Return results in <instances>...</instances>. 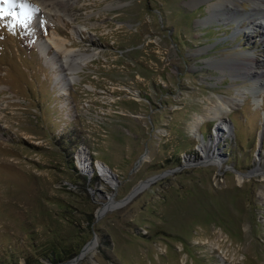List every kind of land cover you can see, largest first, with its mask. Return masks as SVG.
Returning <instances> with one entry per match:
<instances>
[{
  "label": "rangeland",
  "instance_id": "obj_1",
  "mask_svg": "<svg viewBox=\"0 0 264 264\" xmlns=\"http://www.w3.org/2000/svg\"><path fill=\"white\" fill-rule=\"evenodd\" d=\"M67 1L0 21V264H264L251 2ZM53 36L92 60L62 72Z\"/></svg>",
  "mask_w": 264,
  "mask_h": 264
},
{
  "label": "bare ground",
  "instance_id": "obj_2",
  "mask_svg": "<svg viewBox=\"0 0 264 264\" xmlns=\"http://www.w3.org/2000/svg\"><path fill=\"white\" fill-rule=\"evenodd\" d=\"M242 1L243 0H217L214 3V5L217 6L218 8L223 7L230 13L234 14L233 11L236 10V8L238 7V2H242ZM249 1L251 2L253 8H252V12L249 13L248 17L251 18L252 17L251 15L255 14L257 16L256 19H260L259 28L261 27L264 28V0H249ZM28 3L32 7L36 8L32 10V15L34 16L37 12V4H38L40 8L42 9L43 13L47 14L48 16L56 15L59 18L68 17V15L66 14V8L67 6H69V3L67 0H29ZM251 28L254 29V26H252ZM52 33L53 35H55L54 31ZM51 42L55 46V48L61 52V54L64 57V61L61 60L60 65H59L61 71L66 69V70L73 72L74 70H76L78 66L85 65L87 62L91 61L94 56L93 54L86 55L81 52L78 53L75 50H70L66 47V44L64 43L63 40L56 39L54 36L51 38ZM238 63H239V66L245 70L247 64H252V60L247 58L246 60H238ZM260 76L261 77L264 76V62L262 63ZM60 78L62 80L61 82L63 85L62 87L67 85L64 80V76L62 75ZM261 82H264V79H262ZM234 105H235V102L231 100L218 102V104H216V106H214L213 108L214 114L219 115L221 113L227 112L231 110ZM203 148L205 151L204 156L206 158L211 157L210 156L211 154L207 152L206 147H203ZM82 166H83V169L85 170V167H86L85 163H82Z\"/></svg>",
  "mask_w": 264,
  "mask_h": 264
},
{
  "label": "snow or ice",
  "instance_id": "obj_3",
  "mask_svg": "<svg viewBox=\"0 0 264 264\" xmlns=\"http://www.w3.org/2000/svg\"><path fill=\"white\" fill-rule=\"evenodd\" d=\"M32 16V6L27 0H0V21L7 20L4 25L9 30L16 27H27Z\"/></svg>",
  "mask_w": 264,
  "mask_h": 264
},
{
  "label": "trees",
  "instance_id": "obj_4",
  "mask_svg": "<svg viewBox=\"0 0 264 264\" xmlns=\"http://www.w3.org/2000/svg\"><path fill=\"white\" fill-rule=\"evenodd\" d=\"M26 264H29V263L26 261Z\"/></svg>",
  "mask_w": 264,
  "mask_h": 264
}]
</instances>
